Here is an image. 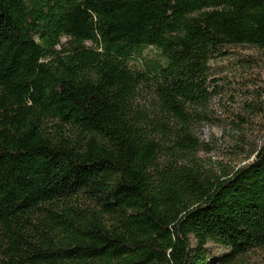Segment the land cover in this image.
<instances>
[{
	"label": "trees",
	"instance_id": "16d2710c",
	"mask_svg": "<svg viewBox=\"0 0 264 264\" xmlns=\"http://www.w3.org/2000/svg\"><path fill=\"white\" fill-rule=\"evenodd\" d=\"M243 44L264 49V0H0V264L264 249V143L224 175L179 162L201 148L210 60Z\"/></svg>",
	"mask_w": 264,
	"mask_h": 264
},
{
	"label": "rangeland",
	"instance_id": "374dc122",
	"mask_svg": "<svg viewBox=\"0 0 264 264\" xmlns=\"http://www.w3.org/2000/svg\"><path fill=\"white\" fill-rule=\"evenodd\" d=\"M157 57L159 53L149 48L143 60ZM130 63L136 68L144 66L142 61ZM210 65L215 91L201 111L204 118L194 123L201 148L179 162H195L205 172L224 175L253 161L264 143V49L249 44L226 46ZM137 102L152 108L153 91L141 89ZM208 246L209 264H220L227 250L213 243ZM232 264H264V249L252 251Z\"/></svg>",
	"mask_w": 264,
	"mask_h": 264
}]
</instances>
